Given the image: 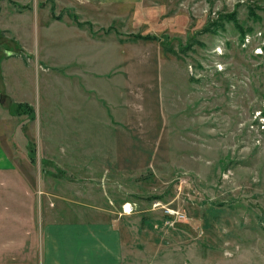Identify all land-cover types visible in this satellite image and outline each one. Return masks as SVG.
<instances>
[{"label": "rangeland", "instance_id": "1", "mask_svg": "<svg viewBox=\"0 0 264 264\" xmlns=\"http://www.w3.org/2000/svg\"><path fill=\"white\" fill-rule=\"evenodd\" d=\"M15 1L0 0V83L36 118L1 132L26 152L86 150L87 184L57 171L55 194L115 219L129 264H264V0Z\"/></svg>", "mask_w": 264, "mask_h": 264}, {"label": "crops", "instance_id": "2", "mask_svg": "<svg viewBox=\"0 0 264 264\" xmlns=\"http://www.w3.org/2000/svg\"><path fill=\"white\" fill-rule=\"evenodd\" d=\"M98 1L104 2V0ZM100 4L102 3L100 2ZM67 22L79 28L94 23L90 20L77 21L76 19H69ZM134 43L136 42H131L129 37L127 43L123 45L130 47ZM23 50L25 49L23 48ZM6 51L9 50L6 49ZM20 51H16V53ZM5 55L9 57V53ZM4 58L5 56L0 57L2 66ZM2 75L3 82L0 83V264H7L3 260L14 256L15 252L14 264H18V260H22L20 264H37L33 263L28 252H35L39 239L40 247L41 244L43 245V254L41 255L43 264L131 263V244L125 243L123 229L115 222V219H110L106 211L95 210L94 205H91L93 207L91 212L95 216H93L94 219L90 218V215H87L88 208L84 206L88 205V198L81 194L75 195L71 189L64 196L55 194V187L60 183L54 178L57 171L67 173L62 176L67 180L66 182L64 180L66 187L76 183L87 184L89 179L88 162L85 157L81 158L82 154H86V150L41 147L40 150L37 148L36 162L33 163L28 157L30 150L26 152L22 149L17 141V136H14L16 135L14 130H10L11 138L8 139V136L3 138V135H7V133L1 132L7 129L4 127L5 122L14 118L23 120L27 118V115H13L9 111L10 103L28 102L33 107L34 105L31 100L24 98V94L20 92L21 88L17 84L12 86L6 82L4 71ZM72 154H78L80 157L73 158ZM73 159L75 163H73ZM79 159H83L85 162H78ZM98 168L101 172L104 169L108 170L106 165H101ZM93 169L96 168L93 167ZM73 174H75V179ZM75 181L77 182L74 183ZM59 199L65 201L61 202V204L65 203V208L60 207L59 212L67 211L69 207L66 206V202L75 203L78 205L76 211L81 213L78 214L80 217H74L72 214L61 217L59 212H55L56 200ZM41 224H43L42 230ZM6 250H15V252L13 255H6L4 254Z\"/></svg>", "mask_w": 264, "mask_h": 264}, {"label": "trees", "instance_id": "3", "mask_svg": "<svg viewBox=\"0 0 264 264\" xmlns=\"http://www.w3.org/2000/svg\"><path fill=\"white\" fill-rule=\"evenodd\" d=\"M11 1L14 2V4L18 3L15 0H11ZM246 34H247V31L244 29H241V36L240 37H241L242 41L245 40ZM139 39L149 40V39H154V37L150 34H147V35H143ZM19 49H22V47L20 46ZM9 111L13 115H27L30 119L36 118L35 108L28 102H11L9 105ZM35 147L33 146V147L29 148V150H30V152H29L30 161L33 163L36 162V158H37V148H35Z\"/></svg>", "mask_w": 264, "mask_h": 264}, {"label": "built area", "instance_id": "4", "mask_svg": "<svg viewBox=\"0 0 264 264\" xmlns=\"http://www.w3.org/2000/svg\"><path fill=\"white\" fill-rule=\"evenodd\" d=\"M258 36L259 37H264V32H262V31H259L258 32ZM247 37H250V35H249V33H247L246 34V36H245V39L247 38ZM264 44L263 45H259V46H257L256 47V53H258V54H264ZM127 204V203H126ZM126 204L124 205V207L126 206ZM126 208V207H125ZM132 208V207H131Z\"/></svg>", "mask_w": 264, "mask_h": 264}, {"label": "bare ground", "instance_id": "5", "mask_svg": "<svg viewBox=\"0 0 264 264\" xmlns=\"http://www.w3.org/2000/svg\"><path fill=\"white\" fill-rule=\"evenodd\" d=\"M126 208H127L128 210H131V206H130V205H126Z\"/></svg>", "mask_w": 264, "mask_h": 264}]
</instances>
